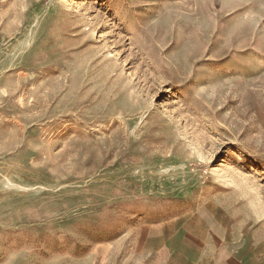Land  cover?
Wrapping results in <instances>:
<instances>
[{"label": "rangeland", "instance_id": "374dc122", "mask_svg": "<svg viewBox=\"0 0 264 264\" xmlns=\"http://www.w3.org/2000/svg\"><path fill=\"white\" fill-rule=\"evenodd\" d=\"M212 215L264 264V0H0V264Z\"/></svg>", "mask_w": 264, "mask_h": 264}, {"label": "crops", "instance_id": "0c3cea01", "mask_svg": "<svg viewBox=\"0 0 264 264\" xmlns=\"http://www.w3.org/2000/svg\"><path fill=\"white\" fill-rule=\"evenodd\" d=\"M192 223L187 222L188 228L176 231L151 227L140 233L139 244L143 247L135 254H147L148 264H261L247 249L230 245L231 232L222 230L221 221L215 216H204L203 221ZM202 223L210 224L211 229ZM131 264H136V260Z\"/></svg>", "mask_w": 264, "mask_h": 264}]
</instances>
